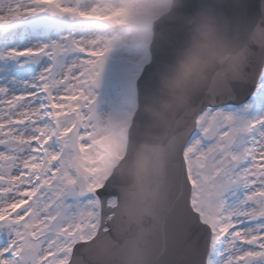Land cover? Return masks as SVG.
Listing matches in <instances>:
<instances>
[{
    "label": "snow or ice",
    "instance_id": "1",
    "mask_svg": "<svg viewBox=\"0 0 264 264\" xmlns=\"http://www.w3.org/2000/svg\"><path fill=\"white\" fill-rule=\"evenodd\" d=\"M208 14L238 48L161 139L150 80L123 115L97 110L116 44L165 21L178 46ZM203 58L167 64L170 87ZM0 264H264V0H0Z\"/></svg>",
    "mask_w": 264,
    "mask_h": 264
},
{
    "label": "clouds",
    "instance_id": "2",
    "mask_svg": "<svg viewBox=\"0 0 264 264\" xmlns=\"http://www.w3.org/2000/svg\"><path fill=\"white\" fill-rule=\"evenodd\" d=\"M178 2H183V0H178ZM177 31L183 33V39L178 42V46H175L174 57L169 64L182 66L187 53L192 49H197L204 54L202 68L190 73L180 90L170 87L171 76L163 73L159 75L157 91L164 97L161 107L156 108L151 102L143 107L144 127L150 140L161 139L160 131L167 122L178 117L191 106L194 98L203 92L213 74L223 67L218 57L235 52L238 48L237 39L229 22L212 14L206 15L203 23L196 17L183 20ZM178 96L182 97L180 102H177Z\"/></svg>",
    "mask_w": 264,
    "mask_h": 264
},
{
    "label": "rangeland",
    "instance_id": "3",
    "mask_svg": "<svg viewBox=\"0 0 264 264\" xmlns=\"http://www.w3.org/2000/svg\"><path fill=\"white\" fill-rule=\"evenodd\" d=\"M150 41L135 45L116 44L114 48L118 49L119 59L111 50L106 54L103 69L93 88L96 108L101 114L119 117L134 106L135 81L143 65L149 61Z\"/></svg>",
    "mask_w": 264,
    "mask_h": 264
},
{
    "label": "water",
    "instance_id": "4",
    "mask_svg": "<svg viewBox=\"0 0 264 264\" xmlns=\"http://www.w3.org/2000/svg\"><path fill=\"white\" fill-rule=\"evenodd\" d=\"M174 48L175 47L172 46V47H170L168 49V52L160 53V55H159V63L157 65H154L152 69L150 67L145 69L142 77L138 81L139 91H140V98L141 99L143 97L145 84L149 80L151 81V83L153 85V88L157 89L159 75L162 73V70L164 69V67L172 61V59L174 57ZM158 67H159L160 70H158Z\"/></svg>",
    "mask_w": 264,
    "mask_h": 264
},
{
    "label": "bare ground",
    "instance_id": "5",
    "mask_svg": "<svg viewBox=\"0 0 264 264\" xmlns=\"http://www.w3.org/2000/svg\"><path fill=\"white\" fill-rule=\"evenodd\" d=\"M122 44H124V43H122ZM117 50L118 49L114 48V47L111 49V51L117 55L116 58L118 57V59H119L120 58V56H119L120 54H118ZM121 60H124V59H121Z\"/></svg>",
    "mask_w": 264,
    "mask_h": 264
}]
</instances>
